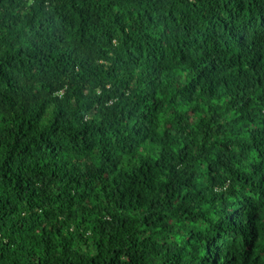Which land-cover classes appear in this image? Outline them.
Returning <instances> with one entry per match:
<instances>
[{
  "label": "trees",
  "instance_id": "16d2710c",
  "mask_svg": "<svg viewBox=\"0 0 264 264\" xmlns=\"http://www.w3.org/2000/svg\"><path fill=\"white\" fill-rule=\"evenodd\" d=\"M0 264H264V0H0Z\"/></svg>",
  "mask_w": 264,
  "mask_h": 264
}]
</instances>
